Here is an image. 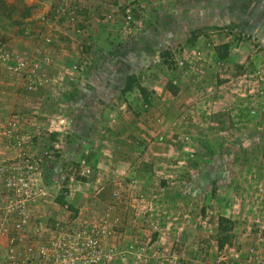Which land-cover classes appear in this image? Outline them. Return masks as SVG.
<instances>
[{"label": "rangeland", "instance_id": "rangeland-1", "mask_svg": "<svg viewBox=\"0 0 264 264\" xmlns=\"http://www.w3.org/2000/svg\"><path fill=\"white\" fill-rule=\"evenodd\" d=\"M3 161L86 264H264V0H0Z\"/></svg>", "mask_w": 264, "mask_h": 264}, {"label": "built area", "instance_id": "built-area-1", "mask_svg": "<svg viewBox=\"0 0 264 264\" xmlns=\"http://www.w3.org/2000/svg\"><path fill=\"white\" fill-rule=\"evenodd\" d=\"M47 194L34 165L0 162V264H86L99 259L96 245L69 241L57 236L47 219H32Z\"/></svg>", "mask_w": 264, "mask_h": 264}, {"label": "trees", "instance_id": "trees-1", "mask_svg": "<svg viewBox=\"0 0 264 264\" xmlns=\"http://www.w3.org/2000/svg\"><path fill=\"white\" fill-rule=\"evenodd\" d=\"M130 88H131V87H130ZM224 222H230V221L227 220L226 218H221V220H220V225L222 226V224H223Z\"/></svg>", "mask_w": 264, "mask_h": 264}, {"label": "crops", "instance_id": "crops-1", "mask_svg": "<svg viewBox=\"0 0 264 264\" xmlns=\"http://www.w3.org/2000/svg\"><path fill=\"white\" fill-rule=\"evenodd\" d=\"M35 1H37V0H35Z\"/></svg>", "mask_w": 264, "mask_h": 264}]
</instances>
